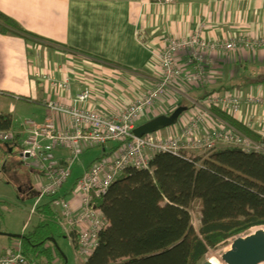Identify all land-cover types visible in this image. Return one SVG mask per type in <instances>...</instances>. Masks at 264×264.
Masks as SVG:
<instances>
[{
  "label": "crops",
  "instance_id": "crops-1",
  "mask_svg": "<svg viewBox=\"0 0 264 264\" xmlns=\"http://www.w3.org/2000/svg\"><path fill=\"white\" fill-rule=\"evenodd\" d=\"M0 11L37 37L27 40L0 32V114L12 115L17 126L12 131L21 134V146L26 137L21 124L26 119L44 122L49 117L59 127L70 125L67 116L48 109L49 100L71 103L89 85L88 105L114 115L151 89L161 76L155 54L161 51L165 35L183 37L201 26L208 38L264 35V0H0ZM211 56L209 83L174 85L151 118L188 100L190 107L175 126L180 129L206 93L236 89L245 97L264 95V83L248 84V77L264 75V48L215 51ZM178 61L185 71L192 69L186 52L179 53ZM67 75L72 78L69 90L55 89L51 81ZM237 118L264 137V104L244 102ZM210 122L227 124L212 111ZM107 145L104 153L116 147L112 142ZM0 151V164L7 172L6 162L17 152L16 145L8 154ZM53 154L61 161L69 157L63 147ZM96 159L81 163L84 172ZM12 238L0 233V255Z\"/></svg>",
  "mask_w": 264,
  "mask_h": 264
},
{
  "label": "built area",
  "instance_id": "built-area-1",
  "mask_svg": "<svg viewBox=\"0 0 264 264\" xmlns=\"http://www.w3.org/2000/svg\"><path fill=\"white\" fill-rule=\"evenodd\" d=\"M158 3H170L174 0H155ZM242 48L258 50L264 48V35L251 37L238 33L230 37L208 38L204 28L198 27L183 37L165 35L161 51L155 54L161 68V76L147 92L131 101L117 114H104L96 107H90L92 90L89 85L83 88L71 103L59 100L47 101L48 109L68 117L70 125L59 127L54 119L44 122L34 119L23 121L22 128L26 135L20 150L28 166H34L42 176V181L35 191V203L32 214L38 213V207L50 203L56 211L57 222L65 237L74 245L78 257L85 261L99 244L100 234L109 221L99 200L109 191L118 176L128 168L150 169L151 162L158 153H171L189 160V151H211L218 143L235 145L246 152L263 151V145L257 143L241 131L224 124L214 126L210 122L213 107L235 117L241 113L244 102L253 105L264 104V95L245 97L236 89L215 91L206 96L197 111L178 129V122L166 129L138 137L133 130L143 121L151 119L160 100L176 84H188L203 87L210 81V68L214 62L212 52L236 51ZM186 52L192 64L190 71H185L178 61L180 52ZM44 78L50 80L48 75ZM72 78L66 76L52 80L51 84L59 91L69 90ZM178 107V106H177ZM162 114H166L162 113ZM239 120V119H238ZM179 121V120H178ZM249 127V126H248ZM253 129V128H251ZM14 132L0 131V140L11 142ZM116 147L97 158L79 177L73 187L61 193V189L72 173V165L91 146L105 147L108 143ZM57 147L68 149L69 157L57 160L53 154ZM201 163V162H200ZM190 206L192 225L199 212ZM194 226V225H193ZM22 251V244L8 248L0 255V264H37Z\"/></svg>",
  "mask_w": 264,
  "mask_h": 264
},
{
  "label": "trees",
  "instance_id": "trees-1",
  "mask_svg": "<svg viewBox=\"0 0 264 264\" xmlns=\"http://www.w3.org/2000/svg\"><path fill=\"white\" fill-rule=\"evenodd\" d=\"M0 32L36 37L2 11ZM248 81L264 83V75ZM182 104L190 107L188 101ZM212 112L264 146V137L255 130L219 107ZM16 128L11 114H0V131ZM20 136L17 132L9 143L0 140L4 154L15 145L20 152ZM208 153L194 160L158 153L151 170L122 172L99 200L109 225L94 252L79 264H202L210 249L264 228V150L246 152L226 145ZM195 199L201 203L198 229L189 212ZM38 215L21 238L23 254L37 264H55L52 239L65 234L50 203L39 206Z\"/></svg>",
  "mask_w": 264,
  "mask_h": 264
},
{
  "label": "rangeland",
  "instance_id": "rangeland-1",
  "mask_svg": "<svg viewBox=\"0 0 264 264\" xmlns=\"http://www.w3.org/2000/svg\"><path fill=\"white\" fill-rule=\"evenodd\" d=\"M174 109L166 111V114H170ZM217 146H226V144L221 142L218 143ZM105 147L108 148L109 145H106ZM208 152L209 151H189L191 156H195L197 158L206 157ZM1 154L2 152L0 151V155ZM103 154L104 150L102 146H91L88 150L84 151L79 159L72 165L71 176L62 187L61 193H64L73 187L77 179L84 173L81 166L82 162L90 163L92 160L102 156ZM7 164L10 165V169L7 172L3 170L4 163L0 164V201H3V203L0 204V233L23 234L33 227L38 218V213L32 214L31 212L35 203V197L31 195V192L38 190L40 182L42 181V176L36 167L27 165L19 150L10 156V162H6V165ZM19 183L20 185H30L32 187V191L27 193L24 190V185L21 186L20 191ZM194 207L196 211L199 212L201 203L197 201ZM199 218L200 213L196 214L193 220L195 229H198ZM1 237L2 239L4 238L3 241L5 239L8 241V238H6L5 235H1ZM232 241L233 238L222 244L217 249H210L206 254L205 260L209 254H214L220 264H225L221 259V255L230 249ZM55 242L56 243H52L53 249L57 252V260L55 261V264H79L82 262L83 259L78 257L74 245H72L69 239L63 234H58L55 238ZM13 244L15 246L19 245L20 238H12L11 243H9L7 247L12 248ZM261 264H264V262Z\"/></svg>",
  "mask_w": 264,
  "mask_h": 264
},
{
  "label": "water",
  "instance_id": "water-1",
  "mask_svg": "<svg viewBox=\"0 0 264 264\" xmlns=\"http://www.w3.org/2000/svg\"><path fill=\"white\" fill-rule=\"evenodd\" d=\"M188 106L179 105L170 114H160L139 124L134 130L138 137L175 125ZM21 190V187H19ZM35 191L33 196H35ZM13 238H22L23 234L8 233ZM55 242V239H52ZM225 264H261L264 262V228H258L250 234L241 235L231 242L229 250L221 255ZM202 264H213L206 259Z\"/></svg>",
  "mask_w": 264,
  "mask_h": 264
},
{
  "label": "bare ground",
  "instance_id": "bare-ground-1",
  "mask_svg": "<svg viewBox=\"0 0 264 264\" xmlns=\"http://www.w3.org/2000/svg\"><path fill=\"white\" fill-rule=\"evenodd\" d=\"M207 259L210 260L213 264H220L214 254H209Z\"/></svg>",
  "mask_w": 264,
  "mask_h": 264
},
{
  "label": "flooded vegetation",
  "instance_id": "flooded-vegetation-1",
  "mask_svg": "<svg viewBox=\"0 0 264 264\" xmlns=\"http://www.w3.org/2000/svg\"><path fill=\"white\" fill-rule=\"evenodd\" d=\"M27 193L32 191V187L30 185H25V189H24ZM34 194V191L31 192V195Z\"/></svg>",
  "mask_w": 264,
  "mask_h": 264
}]
</instances>
